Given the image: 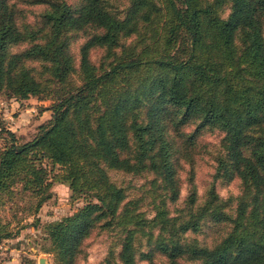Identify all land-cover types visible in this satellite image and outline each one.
<instances>
[{
    "label": "trees",
    "instance_id": "obj_1",
    "mask_svg": "<svg viewBox=\"0 0 264 264\" xmlns=\"http://www.w3.org/2000/svg\"><path fill=\"white\" fill-rule=\"evenodd\" d=\"M33 1L44 5L35 22L0 0V94L50 98L51 115L24 141L4 129L0 206L12 214L0 241L37 218L49 164L89 198L45 226L52 264H77L96 228L119 245L100 264L156 252L169 264H264V0ZM203 127L223 132L214 176L241 189L222 198L211 184L199 199L189 178L179 201L178 159L193 161ZM110 169L152 176L130 195ZM205 219L224 224L211 245L195 235Z\"/></svg>",
    "mask_w": 264,
    "mask_h": 264
},
{
    "label": "rangeland",
    "instance_id": "obj_2",
    "mask_svg": "<svg viewBox=\"0 0 264 264\" xmlns=\"http://www.w3.org/2000/svg\"><path fill=\"white\" fill-rule=\"evenodd\" d=\"M14 1L16 6L22 10L23 16L20 20L35 22L40 18V13L44 8L42 3L33 0ZM68 1L75 2L76 0ZM80 41L81 38L71 44V49L75 54L78 52ZM102 52V48H93L90 51L92 61L98 63ZM51 101L50 98L43 97L29 96L23 100L0 94V150L5 144V139L8 138L5 128L14 132L19 141L31 138L36 133L37 126L50 117L51 111L46 107L49 106ZM194 126L195 123L191 122L181 126V129L184 132H190L194 129ZM222 136L223 132L217 128L203 127L196 137L193 161L190 162L185 157H179L178 176L181 183L179 201H182L188 192L189 178L195 186L199 199H202L211 184L214 185L215 190L222 198L239 193L241 183L238 177L228 179L214 176L215 156L220 150ZM180 141L182 140L179 139V143ZM47 166L49 168V179L52 180L51 196L39 208L36 214L37 218L29 216L26 219L27 222L24 221L27 225L17 235L3 238L0 241V264H39L40 257L44 258L45 264H52V252L44 250L49 246V241L45 237V226L70 214L86 199H89L83 194L72 196L66 182L52 177L57 167L51 168L49 164ZM109 174L118 183L128 186L130 195L142 194L144 187H141V185L152 176L151 172L146 171L132 173L114 169H110ZM11 214L12 209L9 208L8 204L0 206L1 222L5 221L4 218L11 217ZM34 218L37 219L36 226L32 225L36 220ZM11 222H13V225L15 220ZM224 230L223 222L217 223L205 219L202 228L195 235L200 242L211 245ZM116 236L114 231L111 230L94 229L83 242L85 255L77 259V264H100L110 247H113L115 252L118 250L119 245L116 243ZM139 243L141 250L146 248L143 239H140ZM135 264H169V262L165 255L156 252L152 261L137 256ZM185 264H191V262L185 261Z\"/></svg>",
    "mask_w": 264,
    "mask_h": 264
},
{
    "label": "water",
    "instance_id": "obj_3",
    "mask_svg": "<svg viewBox=\"0 0 264 264\" xmlns=\"http://www.w3.org/2000/svg\"><path fill=\"white\" fill-rule=\"evenodd\" d=\"M38 262L39 264H45V260L43 257H40Z\"/></svg>",
    "mask_w": 264,
    "mask_h": 264
}]
</instances>
